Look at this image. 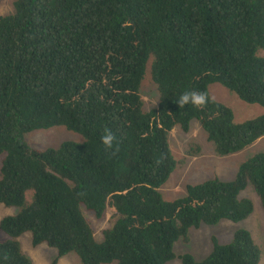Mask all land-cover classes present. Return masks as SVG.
Instances as JSON below:
<instances>
[{
  "label": "trees",
  "instance_id": "trees-1",
  "mask_svg": "<svg viewBox=\"0 0 264 264\" xmlns=\"http://www.w3.org/2000/svg\"><path fill=\"white\" fill-rule=\"evenodd\" d=\"M261 50L264 0H16L14 13L0 16V205L19 213L0 222L8 236L0 264H33L18 241L24 234L34 248L56 250L54 264L70 253L82 264H260L247 230L225 245L213 237L203 261L177 256L174 244L187 243L192 228L247 220L254 204L240 194L250 185L264 209V153L233 181L188 186L175 201L160 191L178 165L169 146L176 127L187 133L198 121L221 157L264 138V115L238 124L209 92L218 83L264 108ZM151 59L159 104L144 112ZM186 90L209 102L180 107ZM58 127L85 141L28 145L27 134ZM82 207L116 218L101 243Z\"/></svg>",
  "mask_w": 264,
  "mask_h": 264
},
{
  "label": "rangeland",
  "instance_id": "rangeland-1",
  "mask_svg": "<svg viewBox=\"0 0 264 264\" xmlns=\"http://www.w3.org/2000/svg\"><path fill=\"white\" fill-rule=\"evenodd\" d=\"M16 0H0V16L14 13ZM264 57V51L259 52ZM151 59L147 65L146 74L141 85L143 111L149 112L159 104V92L151 77ZM211 97L232 109L236 123H243L264 115V108L258 105H249L241 101L234 93L222 86L213 84L209 87ZM26 141L32 148L39 150L56 149L65 142L83 143L84 137L70 132L63 127L50 130L35 131L26 135ZM169 146L174 159L178 165L169 181L162 187L161 194L166 201H175L187 196V187L201 184L212 179L220 181H233L238 173L239 167L258 153H264V138L258 140L250 147L233 155L226 157L218 156L215 147L208 139L206 132L200 123L194 120L191 123L189 132L185 133L176 127L169 135ZM198 147V150H196ZM190 150H195L188 155ZM5 155H0V178L1 165ZM32 192L26 194L28 203L32 201ZM240 199H249L254 204L253 214L245 221L234 223L228 220L221 221L216 226L202 225L199 229L192 228L189 231V241L182 239L174 244V252L177 256L190 254L195 260L203 261L213 250L212 238L218 239L222 245L230 243L237 231H249L261 251L260 264H264V209L260 198L250 185L240 194ZM82 212L90 224L95 239L103 241L104 232L116 222V218L107 211L102 218H97L94 213L82 207ZM19 208H6L0 205V222L8 216H15ZM8 240V236L0 230V242ZM18 241L22 251L33 264H54L57 258V251L46 245L34 248L31 242V235L24 234ZM57 264H82L75 253H70L58 261ZM111 264H118L113 262ZM168 264H181L176 259Z\"/></svg>",
  "mask_w": 264,
  "mask_h": 264
},
{
  "label": "clouds",
  "instance_id": "clouds-1",
  "mask_svg": "<svg viewBox=\"0 0 264 264\" xmlns=\"http://www.w3.org/2000/svg\"><path fill=\"white\" fill-rule=\"evenodd\" d=\"M176 102L180 107L189 104L200 107L206 105L209 102V97L204 92L186 90L179 96V99ZM101 140L107 149H111L113 147L115 137L110 130L106 129L105 134L101 137Z\"/></svg>",
  "mask_w": 264,
  "mask_h": 264
}]
</instances>
